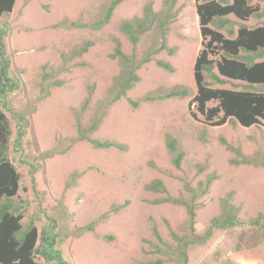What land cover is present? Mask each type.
I'll return each mask as SVG.
<instances>
[{"label":"rangeland","instance_id":"1","mask_svg":"<svg viewBox=\"0 0 264 264\" xmlns=\"http://www.w3.org/2000/svg\"><path fill=\"white\" fill-rule=\"evenodd\" d=\"M113 1L15 0L13 10L0 16L8 74L17 84L5 97L7 107L0 106L12 129L8 157L20 175L15 197L24 203L22 225L32 222L39 233L51 230L55 248L70 264L156 259L180 264L172 234L189 236V216L173 200L189 202L195 195L191 204L198 241L187 248L185 264H264V126L244 128L227 122L209 127L201 116L191 117L193 66L202 48L195 1L120 0L105 22ZM250 4L262 16L245 22L230 16L237 25L264 24V0ZM147 5L172 15L164 28L166 50L153 53L136 70L138 82L104 108L100 124L87 135L123 149L95 148L78 138L76 117L81 116L80 127H88L99 105L108 101L120 72L117 58L111 57L115 40L123 54L132 57L133 51L119 24L140 17ZM160 36L156 28L141 36L136 58L157 48ZM86 44V51H76ZM158 60L174 71L159 67ZM227 82L208 83L213 88L244 89L239 81ZM175 88H186L188 95L158 99ZM19 115L28 125L15 147ZM167 137L174 138L182 153L178 167L172 163ZM153 180L165 191L146 187ZM228 193L239 209L240 224L206 237ZM35 260L56 264L39 256Z\"/></svg>","mask_w":264,"mask_h":264},{"label":"trees","instance_id":"2","mask_svg":"<svg viewBox=\"0 0 264 264\" xmlns=\"http://www.w3.org/2000/svg\"><path fill=\"white\" fill-rule=\"evenodd\" d=\"M119 1L115 0L111 3L105 15V22L110 19L113 8ZM194 1L202 48L193 66L196 92L190 102V105H194L195 109V112L190 113L191 117L196 120L198 119L197 115L201 116L202 122L209 127H220L227 122L244 128L264 126V24L249 28L245 24L239 23L237 25L236 21L230 18L233 16L236 20L245 22L253 16L261 17L262 15L257 14L256 9L250 4V0ZM14 4L15 0H0V16L10 13ZM171 17L170 14L155 12L147 5L143 8L140 17L136 16L119 24V30L126 35L133 45L132 57L123 54L119 42L115 40V48L111 57L117 58L120 72L113 79L108 101L99 105V113L93 117L90 126L80 127L81 116L77 115L78 138L89 141L95 148L116 147L123 149L124 146L114 142L90 140L87 135L96 130L100 124L101 117L104 115V108L125 95L133 84L138 82L139 76L136 74V70L147 63L153 53L166 50L164 28ZM210 24H213L214 28H211ZM71 26L77 27V24H71ZM155 28L161 34V44L155 49L150 48L142 58L137 59L135 50L140 42V37ZM5 35L6 32L0 29V103L6 108L5 97L17 89V84L8 74L9 58L5 52L3 41ZM88 45L81 46L76 51H86ZM168 52L174 53V50L169 49ZM215 55H218L219 59L214 61L211 57ZM156 63L168 72L174 71L172 66L166 62L158 60ZM43 76L46 75L43 73ZM227 81H239L243 83L244 89L213 88L209 85L210 83L224 85L228 83ZM43 83L41 81L40 87H43ZM47 95H49L48 92H46ZM186 95H188L186 88H175L168 90L158 99L161 97H184ZM210 104H214V106H210ZM15 120L14 146L19 147L25 135L28 121L23 118V115H19ZM11 137L10 121L0 106V264H38L35 260L36 256L56 264H70L55 248V239L51 230L48 229L39 233L32 222L27 225L21 223L24 203L15 197L19 190L20 175L8 157ZM166 142L172 155V163L178 167L182 153L176 147L174 138L167 137ZM231 151L235 150L232 149ZM232 162L235 163L236 161ZM146 187L152 190L165 191L159 180H153ZM190 193L193 194L192 189ZM194 199L195 195L191 196L189 202L173 200L174 203L182 204L189 216V236L179 238L172 234L177 241L176 249L180 264L187 262V248L198 241L193 224L195 208L191 204ZM170 200L171 198H168V201ZM219 204V215L211 219L209 228L205 231L206 237L211 236L213 230L230 229L240 224L239 209L232 204L230 193L226 194V197L221 199ZM261 227L264 230V226ZM153 230L155 231L154 226ZM164 246L169 250L171 249L168 244H164ZM157 252L165 253V250L158 248ZM161 263L162 260L156 259L153 262H137L135 264Z\"/></svg>","mask_w":264,"mask_h":264},{"label":"crops","instance_id":"3","mask_svg":"<svg viewBox=\"0 0 264 264\" xmlns=\"http://www.w3.org/2000/svg\"><path fill=\"white\" fill-rule=\"evenodd\" d=\"M198 18V17H197ZM159 47V46H158ZM162 51V50H161ZM167 63V62H166ZM169 64V63H168ZM173 68V67H172ZM173 70H174V68H173Z\"/></svg>","mask_w":264,"mask_h":264}]
</instances>
